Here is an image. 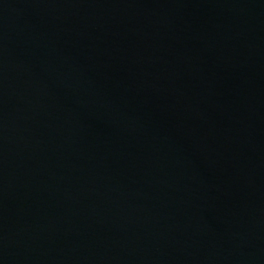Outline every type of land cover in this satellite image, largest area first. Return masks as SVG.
I'll return each instance as SVG.
<instances>
[{"label": "water", "instance_id": "1", "mask_svg": "<svg viewBox=\"0 0 264 264\" xmlns=\"http://www.w3.org/2000/svg\"><path fill=\"white\" fill-rule=\"evenodd\" d=\"M0 264H264V0H0Z\"/></svg>", "mask_w": 264, "mask_h": 264}]
</instances>
